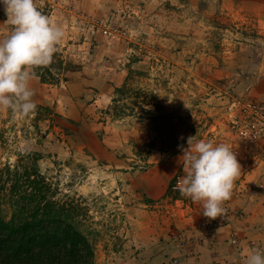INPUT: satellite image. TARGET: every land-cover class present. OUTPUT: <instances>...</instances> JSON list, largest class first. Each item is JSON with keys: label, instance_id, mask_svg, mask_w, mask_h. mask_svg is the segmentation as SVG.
Here are the masks:
<instances>
[{"label": "rangeland", "instance_id": "374dc122", "mask_svg": "<svg viewBox=\"0 0 264 264\" xmlns=\"http://www.w3.org/2000/svg\"><path fill=\"white\" fill-rule=\"evenodd\" d=\"M35 4L65 35L34 68L35 111L0 110V168L37 166L55 198L82 205L95 264H235L261 250L244 226L264 232V132L242 131L264 124V0ZM6 20L0 0V40ZM189 137L241 165L210 238L203 208L172 189Z\"/></svg>", "mask_w": 264, "mask_h": 264}, {"label": "clouds", "instance_id": "9594fccd", "mask_svg": "<svg viewBox=\"0 0 264 264\" xmlns=\"http://www.w3.org/2000/svg\"><path fill=\"white\" fill-rule=\"evenodd\" d=\"M11 31L0 40V110L26 118L36 109L30 83L34 68L47 66L64 38V30L42 14L35 0H2ZM187 105V104H186ZM188 106V105H187ZM189 107V106H188ZM182 148L185 176L176 190L203 208L214 220L223 217L224 203L231 199L235 181L241 174L235 152L226 144L193 142ZM264 186V185H262ZM244 264H264V251L253 249Z\"/></svg>", "mask_w": 264, "mask_h": 264}, {"label": "trees", "instance_id": "16d2710c", "mask_svg": "<svg viewBox=\"0 0 264 264\" xmlns=\"http://www.w3.org/2000/svg\"><path fill=\"white\" fill-rule=\"evenodd\" d=\"M37 168H0V264H95L93 230Z\"/></svg>", "mask_w": 264, "mask_h": 264}, {"label": "built area", "instance_id": "2783aa9c", "mask_svg": "<svg viewBox=\"0 0 264 264\" xmlns=\"http://www.w3.org/2000/svg\"><path fill=\"white\" fill-rule=\"evenodd\" d=\"M262 131L264 132V124L263 123H262V126L260 124V127L259 128H255V129H250L249 128V129L243 130L242 133L246 137L257 138L262 133ZM183 177L184 176H178L177 179L173 182L172 189L174 191H178V190H176V185H177L178 181H180ZM227 209H226V212H225L224 216L222 217L223 218V221L221 219L219 221L217 219H214V220L208 219V220L205 221L204 227H205L206 232L201 237L202 239L203 238H207V237L210 238V236L214 233V231L216 230V228H218L219 226H222L223 224H226L227 223V218L230 217L229 210H227ZM232 242L236 243L237 242V239L236 238H233Z\"/></svg>", "mask_w": 264, "mask_h": 264}, {"label": "crops", "instance_id": "0c3cea01", "mask_svg": "<svg viewBox=\"0 0 264 264\" xmlns=\"http://www.w3.org/2000/svg\"><path fill=\"white\" fill-rule=\"evenodd\" d=\"M258 224H253V225H249V222H247V224L244 226V230H245V234H246V236L248 235V237H249V239L250 238H256V239H258L259 241H260V244H262V242L264 241V240H262V236L264 237V232H258V230L256 229V228H258ZM264 225H262L261 227H263ZM256 227V228H255ZM260 227V226H259ZM251 229H253V231H251ZM243 238H246V237H244L243 236ZM240 240H241V238H240ZM216 242V241H215ZM198 242H195V244H197ZM199 245H201V244H199ZM264 246V245H263ZM260 247V246H259ZM203 247H201V249H202ZM184 249H185V245H184ZM249 248H246V249H242L243 251H242V254L243 253H245L246 255H245V257H240L239 258V260H238V262H236L235 264H244V262H245V259H246V256H247V254L250 252V250H248ZM261 250L263 251L264 250V247L263 248H261ZM234 259V258H233ZM197 262V261H196ZM231 264H233V263H231Z\"/></svg>", "mask_w": 264, "mask_h": 264}]
</instances>
